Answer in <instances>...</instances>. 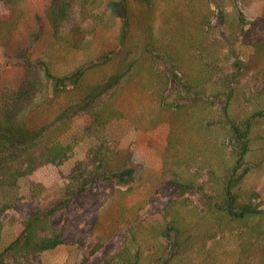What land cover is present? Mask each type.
Returning <instances> with one entry per match:
<instances>
[{
	"label": "trees",
	"instance_id": "16d2710c",
	"mask_svg": "<svg viewBox=\"0 0 264 264\" xmlns=\"http://www.w3.org/2000/svg\"><path fill=\"white\" fill-rule=\"evenodd\" d=\"M73 1L48 0L42 11H31L23 0H0V44L6 43L7 47H11L13 52L10 58L15 60L13 65L19 68L24 78L22 89L28 86L26 91L17 92L10 101H0V191L18 187L20 181L27 177L47 188L51 187L54 184L53 168L63 165L75 149L76 142L66 143L56 138L48 125L39 127L30 120V114L46 104L34 101L38 85L43 81L40 78L41 71L47 84L52 87L51 101L59 99L64 93L70 97L73 92H82L77 100L67 106L59 120L64 115L74 114L82 120L84 132L95 139V144L85 158L74 165L59 191L44 197L41 207L24 218L22 232L0 252V264H34V260L43 252L64 244L63 230L55 225L54 215L69 209L75 197L98 180L117 179L125 174L129 162L118 161V152L108 145L105 131L108 125L123 116L116 106L120 93L142 73L140 66L149 61L151 65L163 66L159 68L163 69L161 72L166 78L161 97L163 106L186 113L188 123L191 126L198 124L208 136V132H212L210 143L205 145L207 151L199 150L206 157L205 164L209 160L211 165L207 154L211 148L215 147L222 154L211 166L212 178L207 181L194 176L193 172L177 174L175 182L180 189L178 198L193 190L201 193L209 215L239 226L243 243L254 240L259 243L264 236V226L252 222L259 216L260 221H264V189L261 182L247 183V166L256 126L264 119V108L252 110L246 117L234 115L233 105L239 98L240 86L235 78L222 79L221 71L215 73L221 67L215 64L210 54L211 46L222 41L230 52L237 49V32L233 34L229 28L226 3L228 1L237 8L238 14L233 21L242 23L239 26L242 30L246 14L240 8L241 0H110V5L121 19L116 50L100 56L91 64H84L67 73H57L45 59L37 55L36 47L45 37L49 23L57 40L72 41L70 34L63 40L60 33L71 21ZM98 1L95 0L96 3ZM162 4L167 6L166 22L157 26ZM138 15L143 38L140 57L132 61L130 45ZM95 21L102 22V19L96 16ZM74 39V47L85 48L86 42L83 44L81 40ZM257 54L264 57V41L257 45ZM119 55L125 58V65H128L125 70H121L122 74L105 83L85 85V77L92 69L109 63ZM151 65L149 68H152ZM236 65L242 69L243 62L238 60ZM124 78L125 83H122ZM114 87L118 89L112 92ZM213 97L222 98L224 106L221 115L214 114L206 125L190 105L207 102ZM20 105H24V109H20ZM196 118L198 122L194 120ZM223 136L224 140L221 139ZM148 148V145L138 143L131 153V164L155 160ZM11 207L9 203L0 201V235L5 228L3 217ZM167 211L166 205L158 211L155 220L167 222ZM170 222L160 229L164 247L158 264H172L174 260L175 253L167 257V242H173L176 251L184 247L185 231L181 224L176 223L181 221L173 217ZM136 242L137 230L131 226L121 250L105 264H142L143 255L134 246ZM102 247L97 244L85 251L81 264H87ZM260 264H264V259Z\"/></svg>",
	"mask_w": 264,
	"mask_h": 264
},
{
	"label": "rangeland",
	"instance_id": "374dc122",
	"mask_svg": "<svg viewBox=\"0 0 264 264\" xmlns=\"http://www.w3.org/2000/svg\"><path fill=\"white\" fill-rule=\"evenodd\" d=\"M23 2L30 6L31 11H42L48 0ZM239 5L246 14L242 30L239 28L242 23L233 21L238 14L237 8L228 1L226 3L229 28L233 34L237 32V49L230 52L223 41L221 44L214 42L210 54L215 64L221 67L215 73L221 71L222 79L229 77L237 80L240 94L232 111L238 117H246L250 111L264 108V71L260 72L261 68L264 69V57L257 54V45L264 41V0H241ZM166 12L167 6L160 5L157 26L165 24ZM71 14V21L60 33L63 40L70 34L71 42L57 40L49 23L45 37L36 47L37 55L57 73H67L84 64H91L100 56L116 50L121 19L110 5V0H99L97 3L95 0H74ZM96 16L102 22L97 23ZM140 26L138 15L130 45L132 61L141 53L143 34ZM74 38L83 44L86 42L85 48L74 47ZM12 52L6 43L0 44V101L4 102L28 88L26 85L22 89L24 78L19 68L13 65L15 60L10 58ZM124 59L119 55L109 63L95 67L85 77V85L105 83L122 74L121 70L128 67ZM238 60L243 62L242 69L236 65ZM149 64L152 63L149 61L141 65L142 73L120 93L116 106L123 116L114 120L105 131L108 145L118 152V161L129 162L125 174L117 179L98 180L76 196L69 209L57 212L53 220L57 228L63 230L65 242L43 252L34 264H81L84 252L97 244L103 247L87 264H105L121 250L131 226L137 230L138 242L134 246L142 252V264H158L164 247L160 229L166 223L169 225L173 217L181 221L176 223L181 224L185 231V243L181 250L176 251L173 242H167V257L175 253L172 264H260L264 259V236L259 243L257 240L243 243L239 226L222 222L206 212V200L201 193L193 190L178 198L180 189L175 176L193 172L194 176L207 181L212 178L211 166L222 154L215 147L211 148L207 153L211 165L209 160L205 164L206 157L201 152L207 151L205 145L210 143L212 132L209 131L208 136L198 124L191 126L188 123L186 113L163 106L161 97L166 78L161 72L163 69H159L163 66L154 64L149 68ZM196 65L198 68L199 65ZM190 67L196 69L194 65ZM40 76L43 81L38 83L34 101L46 104L30 114L31 122L39 127L48 125L56 138L66 143L76 142V146L63 165L53 168L54 184L51 187L47 188L27 177L20 181L18 187L0 191V201L12 206L3 217L5 228L0 235V252L22 232L24 218L41 207L44 197L59 191L74 165L84 159L95 144V139L84 132L82 120L74 114L64 115L59 120L67 106L82 92H73L70 97L64 93L59 99L51 101L52 87L47 84L44 72L41 71ZM178 77L181 75L178 74ZM122 83H125V78ZM118 87H114L112 92ZM223 106L222 98L213 97L207 102L192 104L190 108L207 125L214 114L221 115ZM21 108L24 109V105H20ZM194 120L197 121V118ZM224 137L221 139L224 140ZM138 143L148 145L155 160L131 164L130 156ZM220 145L221 140L219 148ZM203 167L205 170L201 171ZM247 167V183L261 182L264 189V119L256 126ZM166 205L169 212L167 222L156 221L158 211ZM257 222L264 226L260 216L252 223Z\"/></svg>",
	"mask_w": 264,
	"mask_h": 264
}]
</instances>
